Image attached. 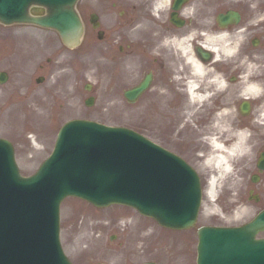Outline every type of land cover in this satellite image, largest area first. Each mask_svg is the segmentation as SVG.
Returning <instances> with one entry per match:
<instances>
[{
	"label": "flooded vegetation",
	"instance_id": "flooded-vegetation-1",
	"mask_svg": "<svg viewBox=\"0 0 264 264\" xmlns=\"http://www.w3.org/2000/svg\"><path fill=\"white\" fill-rule=\"evenodd\" d=\"M165 1L156 18L148 0H96L83 7L87 35L95 33L89 23L95 12L102 43L140 62L147 129L162 146L197 162L208 142L230 144L240 132L257 158L264 153L263 5L238 11L226 0ZM110 9L113 17L103 18ZM228 11L237 24L220 28L217 16ZM184 47L201 73L186 66Z\"/></svg>",
	"mask_w": 264,
	"mask_h": 264
},
{
	"label": "rangeland",
	"instance_id": "rangeland-1",
	"mask_svg": "<svg viewBox=\"0 0 264 264\" xmlns=\"http://www.w3.org/2000/svg\"><path fill=\"white\" fill-rule=\"evenodd\" d=\"M78 10L79 12L81 11L80 2L78 4ZM10 30H12V32L16 34L19 33V31L25 29L19 27H12L10 28ZM42 33L39 34L40 39H42V37L46 35L44 34V32ZM55 40L56 43L53 48V53H55V55H59V57H56L57 59H61L64 54L58 52L57 48L59 46V43L57 39ZM1 42L2 41H0V47H3L4 44H1ZM39 56L41 59L43 57L48 56V53L41 51ZM79 65L81 67V70L91 68L87 78L94 83L96 78H98V75L94 74L96 70V62L92 61V63L89 64L86 60L81 59L78 60L76 65L74 66L77 68L76 70H68L67 72H65V77L59 79V85L61 87L53 98L52 96H39V93L33 92V85H31V87H29L30 84H25L23 86V97L24 99H26V102H24V99H22V101L21 99H18L17 101L12 102L13 106L18 107L22 110V112L23 110H26L21 117H18L19 124H17V122H15L13 118L8 115V110L0 112V137L12 140L15 143V147L17 149L18 165L23 175L25 176L33 174L38 169L40 164L50 154L57 131L61 123L69 118L71 119L85 116L96 119L110 126H122L127 128H133L141 133H144L143 101L142 103H140V105H137L135 107L134 111L128 110L127 108L122 110L121 103H119L118 101L107 100L110 98V95H107L106 86L102 85L100 81L99 83H97L98 90L96 92V103L97 105H99V103L104 104L105 101H110L111 103H113V106L111 108L112 113L108 110L107 107L98 106L99 112L97 110V107L92 109L85 108V106L83 105V99L86 97L85 92L82 90V87L80 88L79 85L77 86V82L80 79L82 80V82L85 81V78L82 75ZM139 72L142 75L143 68H140V66L137 64L134 65L131 69V79L136 80L137 76L139 75ZM60 80L62 81V84L60 83ZM6 105L8 106V103H6ZM41 107H51L54 109H50V111H54V117H47L43 122L45 123V125L49 126L50 131H45L40 128L37 124L38 120H35L36 118H31L34 117V114L36 112L33 113L28 111L36 108H38V110L40 111H44ZM30 141L35 142V145L37 147L36 150L32 149V144L30 143ZM208 169L217 179H219L220 183L222 182L223 184H226L230 181L231 186H234L235 184L234 188L236 187V183L233 180L234 173L232 169H229L228 172H217L213 169L212 166H209ZM199 170L202 174L204 172H208L204 169L203 166H200ZM242 201L243 203H245L244 198ZM81 202L82 201L65 200L64 206L62 208L61 241L66 252L68 253L69 258L75 264H94L96 263V261H104L112 264L113 262L119 261L120 256L116 253L128 254V252L132 249L131 247L135 245L133 244V242H135L136 240L134 239V235H136L135 237L139 235L132 232L123 233L119 228H117L116 230L115 227L112 225L115 223V219L124 215L122 214V212L126 211L128 212L126 214H129L131 216L133 212L125 208L114 206L110 208H105L107 210L95 213L92 210H88V208L90 207L87 206L85 203ZM259 207L260 206H255L252 204L248 206V208H252L253 210H256ZM90 212L96 215L93 216L92 214H90ZM218 212L219 207H217L215 204L209 203L208 206H206L204 203L197 227L206 224V221L208 220L206 219V215L217 214ZM88 215L91 217H88ZM130 218H134L135 220H137L136 216ZM130 218L128 220L132 221ZM97 221H101V224L95 227H104L101 233V241H108V237H110L111 235H116L117 237H119V239H116L113 243V246H109V249L106 250V255H108L107 258L101 259L98 256L90 255L95 253L94 250H91L89 254V259H86L85 262H82L81 252L85 251V249H82L83 245L89 243V237L95 235L94 231L91 230L90 225L97 224ZM141 221L142 219H140V222ZM144 225H146L147 227L150 226L149 229L155 233L153 237H157V239H150V241L162 242V240H165L168 237H172V234H165L166 232L164 230H160L159 232L158 230L161 228L158 229V226L154 223L148 224L147 222H144ZM196 229H192L191 231L186 232L192 233L195 236V242ZM186 233H181L177 236H183L186 235ZM87 236L88 239L86 240L85 237ZM140 239L144 240L141 237ZM161 251H164V249L161 248L158 244H154L152 246L153 254L151 256H141L140 258H136V261H141L148 258L154 259L156 257L155 254ZM167 252L168 253L166 256L169 257V247H167ZM193 261H195V254L193 257ZM127 262L129 263L130 260H128Z\"/></svg>",
	"mask_w": 264,
	"mask_h": 264
},
{
	"label": "water",
	"instance_id": "water-1",
	"mask_svg": "<svg viewBox=\"0 0 264 264\" xmlns=\"http://www.w3.org/2000/svg\"><path fill=\"white\" fill-rule=\"evenodd\" d=\"M75 2L76 0H0V21L4 23H11L15 21L26 20L27 17L25 16V11L29 5L36 4L43 6L48 10L49 16L45 19H36L33 21L58 30L65 42L70 43L69 45H75L78 42L81 33L80 23L76 13L74 12ZM71 130L72 129L61 133L58 139L56 150L60 148V146L63 144L64 136L71 132ZM94 163L103 173L108 176L109 179H107V181L109 182L110 187H113L112 182L115 185H121L125 182L128 173L133 167L135 161L130 160L127 162V167L124 169H122L120 166L104 167L101 161L95 160ZM179 164L181 169L185 171V174L192 185L190 190L182 194L185 200H189L190 204L187 206V211L182 212V217L187 219V213L193 212L196 208V205L198 204L199 189L194 174L182 163L179 162ZM16 177L17 174L12 162V157L10 155V149L5 143L0 142V178L2 180H7L16 179ZM2 190L3 189L0 190V202L9 201L11 195L9 193L3 192ZM176 227L181 226L176 225ZM263 228L264 215L260 216L255 221V224L249 229L244 230L247 239L249 240L247 246L250 252H252L251 261L254 264H264V242H256L253 239V235L256 233V231H261ZM203 235L205 236L204 256L207 262H202V264H239V262H232L230 261V258H228L231 250L230 245L233 243V237L231 235L220 231L201 230V240L204 238ZM252 243L257 244L256 252L254 251V246ZM29 251L31 250L29 249ZM235 256L237 258H247L246 254L240 250L235 254Z\"/></svg>",
	"mask_w": 264,
	"mask_h": 264
},
{
	"label": "bare ground",
	"instance_id": "bare-ground-1",
	"mask_svg": "<svg viewBox=\"0 0 264 264\" xmlns=\"http://www.w3.org/2000/svg\"><path fill=\"white\" fill-rule=\"evenodd\" d=\"M188 57H189V61H190L191 63H193L192 57H190V56H188ZM194 67H195L196 69L199 68V67H197V65H195V64H194ZM213 165H214V167H215V169H216L217 171H227V170L229 169V167L227 166V164H226L224 158H217L216 160L213 161ZM216 182H217V179L212 178V179H211V184H210L211 187L214 186V185L216 184ZM209 195H210L211 198H213L214 193H213V190H212V189L210 190V194H209Z\"/></svg>",
	"mask_w": 264,
	"mask_h": 264
}]
</instances>
